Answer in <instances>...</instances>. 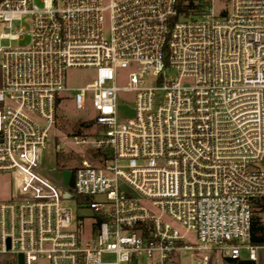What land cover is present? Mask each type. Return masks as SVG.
<instances>
[{"label": "built area", "instance_id": "2783aa9c", "mask_svg": "<svg viewBox=\"0 0 264 264\" xmlns=\"http://www.w3.org/2000/svg\"><path fill=\"white\" fill-rule=\"evenodd\" d=\"M0 71V256L257 264L264 0H0ZM66 100L93 114L55 140ZM49 139L76 160L47 169Z\"/></svg>", "mask_w": 264, "mask_h": 264}, {"label": "rangeland", "instance_id": "374dc122", "mask_svg": "<svg viewBox=\"0 0 264 264\" xmlns=\"http://www.w3.org/2000/svg\"><path fill=\"white\" fill-rule=\"evenodd\" d=\"M28 40L22 42V44H27ZM14 45V44H13ZM93 71L86 69H71L66 73V85L69 87L78 86L85 81L92 78ZM0 83H1V71H0ZM126 103V102H125ZM93 112L90 108H87L85 111H79L75 108L71 100H66L60 103L57 107V124L56 129L52 131V134L56 135L55 140H58V137L63 135H68L85 129L81 128V122L83 119L92 116ZM66 147L76 148L70 143V141H63ZM54 141L49 139L47 145L42 150L41 153V163L48 168L52 169L56 166V159L58 166H65L67 163L73 162L76 160L77 153L71 152L68 155L63 152H58L57 155L54 152L53 148ZM56 155V156H55ZM51 173H53L51 171ZM70 178V172L65 170L60 177V181L66 185ZM9 176L8 174L0 173V197H4L7 194L9 188ZM64 206L68 207L73 213H76L75 202L73 199L64 200L62 203ZM189 253L181 251V264H188L189 262ZM1 264V263H0ZM17 264H21L18 260ZM257 264H264V249L259 251Z\"/></svg>", "mask_w": 264, "mask_h": 264}, {"label": "trees", "instance_id": "16d2710c", "mask_svg": "<svg viewBox=\"0 0 264 264\" xmlns=\"http://www.w3.org/2000/svg\"><path fill=\"white\" fill-rule=\"evenodd\" d=\"M255 242H257L258 240L255 239L254 240ZM0 263L1 264H11V262L9 261L8 257L7 256H0Z\"/></svg>", "mask_w": 264, "mask_h": 264}, {"label": "water", "instance_id": "95a60500", "mask_svg": "<svg viewBox=\"0 0 264 264\" xmlns=\"http://www.w3.org/2000/svg\"><path fill=\"white\" fill-rule=\"evenodd\" d=\"M64 196L68 197L69 195L68 194H64Z\"/></svg>", "mask_w": 264, "mask_h": 264}]
</instances>
